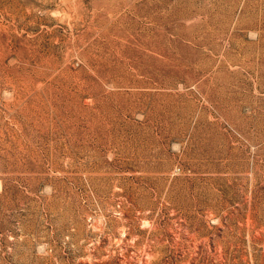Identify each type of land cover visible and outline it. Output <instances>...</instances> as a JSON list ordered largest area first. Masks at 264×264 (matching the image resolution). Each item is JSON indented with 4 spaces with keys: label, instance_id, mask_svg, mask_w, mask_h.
Returning <instances> with one entry per match:
<instances>
[{
    "label": "rangeland",
    "instance_id": "rangeland-1",
    "mask_svg": "<svg viewBox=\"0 0 264 264\" xmlns=\"http://www.w3.org/2000/svg\"><path fill=\"white\" fill-rule=\"evenodd\" d=\"M0 264H264V0H0Z\"/></svg>",
    "mask_w": 264,
    "mask_h": 264
}]
</instances>
